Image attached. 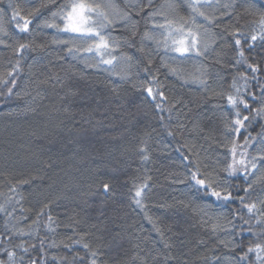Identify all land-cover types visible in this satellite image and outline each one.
<instances>
[{"label": "trees", "instance_id": "16d2710c", "mask_svg": "<svg viewBox=\"0 0 264 264\" xmlns=\"http://www.w3.org/2000/svg\"><path fill=\"white\" fill-rule=\"evenodd\" d=\"M107 1L87 0L118 11L107 31L112 67L97 66L82 52L87 43L53 18L70 0H0L8 32L0 37V261L264 264L255 251L264 246V114L256 115L264 106V41L251 40L264 0H212L201 8L211 24L193 22L189 0ZM10 5L31 21L29 32L11 21ZM165 17L196 34L201 52L208 44L206 54L166 50L153 31ZM146 31L154 39L142 40ZM22 43L30 47L17 53ZM236 88L248 111L228 104ZM237 110L249 117L239 133L231 128ZM234 143L246 157L230 175ZM197 169L222 181L216 190L231 199L195 186L189 173Z\"/></svg>", "mask_w": 264, "mask_h": 264}, {"label": "snow or ice", "instance_id": "6c2138e0", "mask_svg": "<svg viewBox=\"0 0 264 264\" xmlns=\"http://www.w3.org/2000/svg\"><path fill=\"white\" fill-rule=\"evenodd\" d=\"M149 3H151V0H149ZM12 14H11V21L15 23L16 28L21 32V33H27L29 32V24L31 21L26 18L22 17L20 15V11L16 6H12ZM112 7V5H109ZM168 6L170 8L176 7L173 3H169ZM189 8L190 11L193 14V22H195V17H202L204 21L208 24L214 23V17L207 15L204 11H201L202 7H211V0H189ZM4 9H0V37L6 36L8 34L7 28L5 25L4 21ZM158 15V12L153 11L150 13V17L155 20L156 16ZM57 16L63 17V22H64V31L69 32V33H77L80 34L78 39L82 40H92L93 44H91L88 48L84 49L86 53H93L97 55L99 64H104V65H111L113 63V60L115 57L113 56L111 59H105L104 57L106 55H111V52L109 50V44L108 40L105 38L104 35L101 33L103 31H108L111 28L115 26L114 21L109 18V15L106 11H104L100 5H95L92 6L89 3H87V0H71L70 4L63 5L61 9L57 13H53V18H56ZM95 17V19H93ZM122 19L129 18L127 13H124V15L121 17ZM165 23L164 24H157L154 26L153 31L156 29L161 30L162 32L164 30H169L168 31V37L170 38L174 32L172 31L173 29V23L172 21H168L167 18L165 17ZM23 20V23L21 24L20 21ZM51 27H57L56 25H50ZM197 27H202V25H197ZM259 27H260V32L259 34H254L251 36V40L253 42L257 41L259 39L260 41H264V13L261 14L260 20H259ZM175 32L182 33L183 28H178L174 30ZM205 34H207L208 29H204ZM133 35H135V32H133ZM234 35H242L239 30L237 29ZM147 39L151 40L154 39L152 32L146 31L142 35V40ZM4 40L0 39V44H3ZM241 45V40L236 39L234 41V46L239 49L238 55L240 59L237 61V63H241L244 61V52L243 49L240 48ZM30 47V45L27 44H19L18 48L16 49L17 53H22L23 51L27 50ZM164 47L166 50H171L176 53H179L181 57H184L185 55L195 53L196 55H205L208 49V44L204 45V52H201L199 46H198V40L196 34L192 33L190 30L184 36V38H181L179 40L172 39L171 45L168 44V40L165 39L164 41ZM249 47H252L250 45ZM81 49H75L76 52H79ZM70 53L73 52V49L69 50ZM126 59H131L130 57H126ZM151 63V61H149ZM99 64L97 66H99ZM249 69L253 72L256 73L259 71V69L256 66L249 65ZM147 71V69H146ZM11 75V73H9ZM247 77H244L245 80V87H247ZM253 79H256L254 76ZM14 83V81H13ZM235 87V85H233ZM159 92V89L157 90ZM9 92H11V89H9ZM148 95L152 96L153 94V89L149 87L147 89ZM235 95H229L227 97L228 104L232 106L234 109H238L240 105L243 106L244 110L248 111L249 110V104L247 101L244 99L243 94H241V91L239 88L235 89ZM159 95H163L162 92H159ZM153 99L155 97L153 96ZM249 99L256 101L257 98L255 94H249ZM261 99L264 100V87L261 88ZM159 107V105H157ZM261 114H264V106L260 107L259 109L256 110V115L259 116ZM234 115L236 116V119L231 123V128L233 129L234 132L239 133L240 129H242L245 126V121L249 120L248 116H243L241 117V112L237 110ZM247 141V138H246ZM238 145L235 143L233 144L232 147V162L227 166L225 171H227L230 175L232 173H235L238 171V168L240 166H243L245 164V161L243 159L237 161L235 159L236 156V149ZM253 168L256 167L255 164L252 165ZM201 173L199 172V169L194 172L189 173V178L192 182H194L195 186L198 188L203 189L205 192H207L210 196L215 197L216 200H230L231 199V193L227 192L225 189L222 188V190L218 191L216 190L217 187L222 186V181H211V180H206L205 178H200ZM105 193L109 191L110 186L105 183L103 185ZM146 185H141L137 187L135 191V197L139 198L142 196L143 191L145 190ZM136 204L139 205L141 203L140 199H136ZM255 205H249L248 206V211L251 213L254 209ZM218 227V225H213V228L215 229ZM73 243H80L79 240L73 241ZM84 249H88L89 245L88 244H83ZM28 249H24V251H27ZM253 249L250 247L248 249V252H252ZM255 251L257 253V258L259 259V253L264 252V246L260 244L255 245ZM9 259L11 260L14 257L13 252H8L7 253ZM93 257H95V253H92ZM247 254L245 256H242L241 259H245ZM0 264H4L3 261H0ZM32 264H36L35 261H32ZM92 264H96L95 259L92 260Z\"/></svg>", "mask_w": 264, "mask_h": 264}, {"label": "rangeland", "instance_id": "374dc122", "mask_svg": "<svg viewBox=\"0 0 264 264\" xmlns=\"http://www.w3.org/2000/svg\"><path fill=\"white\" fill-rule=\"evenodd\" d=\"M107 1V0H106ZM211 2H212V0H211ZM71 3V0H70V2H69V4ZM87 3H89V2H87ZM113 2H112V0H108L107 1V6H109V5H112L113 6V4H112ZM90 5H92V6H95L94 4H92V3H89ZM104 11H106L107 13H108V15H109V18H112V16H113V14H112V11H113V13H118V11L116 10V9H113V8H110V11H109V9H107V7H105V8H103V7H101ZM62 19H63V17H61ZM93 19H95V17H93ZM168 20V19H167ZM168 21H170V20H168ZM166 21H165V19L164 18H162L161 20H159V22H158V24H164ZM62 28L64 29V22L62 23ZM178 28H180L179 26H177V25H173V29H172V31L174 32V34L169 38L168 37V31L169 30H164L163 32L161 31V30H159V29H156L157 30V33H159L160 35V42H161V44L163 45V47H164V41H165V39H167L168 40V44L169 45H171V41H172V39H176V40H179V39H181V38H184V36H186V34L189 32V31H187V30H185V29H183V32L182 33H179V32H175L174 30L175 29H178ZM70 34H72V35H74V36H76V37H78L80 34H77V33H70ZM102 35H104L105 36V38L108 40V33H107V31H103L102 33H101ZM82 40V39H81ZM197 40H198V37H197ZM84 43H87L85 46L88 48L91 44H93V41L92 40H82ZM198 46H199V41H198ZM165 48V47H164ZM110 50V49H109ZM82 52L84 53V55L85 56H87V57H89V58H91L93 61H95L97 64H99V60H98V57H97V55H95V54H93V53H86L85 51H84V49L82 50ZM110 52H111V50H110ZM172 53H174V54H179V53H176V52H174V51H171ZM113 56H112V54L111 55H106L104 58L105 59H111ZM113 64H114V60H113V63L111 64V65H104V64H99L100 66H102V67H112L113 66ZM240 147V146H239ZM246 157V153H245V149H243L241 152H239V148H237V154H236V156H235V159L237 160V161H239V160H241V159H243V158H245ZM241 167V166H240ZM239 167V168H240ZM236 173V172H235Z\"/></svg>", "mask_w": 264, "mask_h": 264}]
</instances>
